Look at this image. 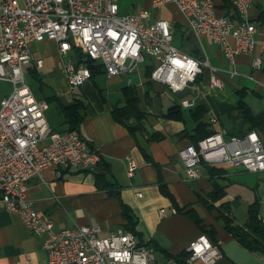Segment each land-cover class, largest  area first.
Returning <instances> with one entry per match:
<instances>
[{
	"label": "crops",
	"instance_id": "obj_1",
	"mask_svg": "<svg viewBox=\"0 0 264 264\" xmlns=\"http://www.w3.org/2000/svg\"><path fill=\"white\" fill-rule=\"evenodd\" d=\"M148 1L156 9L153 16L144 9L134 13L143 12L147 22H153L160 17L167 18L174 31L179 30L181 34L183 30L186 31L187 34L182 36L185 42L188 33L194 34L187 17L175 3L155 6L152 0ZM216 4L219 6V14L234 16L233 10L223 6V0H216ZM128 6L129 1L120 0L121 13H133ZM166 9L171 10V13H166ZM262 11L264 0H253L247 18L257 24L255 50L253 53L239 54L234 66L230 64L220 44L196 38L199 55L208 58L212 66L217 68L222 85L211 84L212 70L207 67L197 82L177 92V95L169 91L168 85L147 75L149 61L141 63L129 73L110 77L102 72L84 84L72 87L65 77L63 64L79 63L76 48H72L69 54L62 55L55 40L43 41L48 59L53 58L60 62L57 70L64 90L55 89L48 95L33 91L38 98L48 100L46 116L51 126L58 130L70 125L66 107L76 101L82 103L83 118L78 129L91 144L98 147L108 165L104 174L113 183L108 187L97 186L96 172L102 169L90 171L50 166L42 175L31 177L28 181L29 198L41 214L54 219L56 230L89 224L99 226L101 235L131 231L128 227L130 219L123 214L124 203L134 214V228L139 237L144 244L154 249L155 264H207L201 259L189 260V244L206 231L203 225L206 228L213 227L214 235L220 242L222 256L212 264H264V252L244 246L225 228L218 218V209L209 208L198 197V193L205 196L213 190L215 179L225 185L227 190L226 195L215 204L220 206L228 202L236 223L244 224L248 220L249 206L256 200L261 203L262 215L264 197H246L241 193H231L228 183H225L241 167L246 169L231 163H204L200 166V176L188 181L179 156L180 149L192 142L191 137L184 132H193L200 121L211 122L209 125L216 130L226 129V136H230L231 122L227 112L236 108L241 91L255 112L264 110V64L260 70L253 67L254 55L262 56L264 60V21L260 19ZM38 44L39 42H34L32 45L33 54L36 58L44 59L43 66L37 67L35 63H29L25 69L27 67L35 78L42 81L40 69L45 68L47 58L38 53ZM187 44V48L194 45L191 41ZM65 56H68V61ZM100 74L105 76L108 86L116 87L118 96L103 95L102 87L97 81ZM128 85L137 88L139 105L147 113L146 129L136 134L126 124L116 120L112 111L116 104L124 103L123 88ZM186 98L194 100L195 104L183 105L182 101ZM197 104L207 107V111L198 120L190 112ZM176 105L183 109L182 116H166L169 109ZM213 116L218 118L217 122L211 121ZM261 133L264 138V132ZM153 134H158L159 138H151ZM129 155L138 164L133 176L127 171L126 157ZM212 166L222 171L211 173ZM162 184L166 185L173 198L164 193ZM138 190L143 192L142 196L137 195ZM115 191H119V194ZM162 208L165 209V216L160 213ZM194 216L200 217L202 224ZM48 260L44 236L34 233L18 212L0 209V264H47Z\"/></svg>",
	"mask_w": 264,
	"mask_h": 264
},
{
	"label": "built area",
	"instance_id": "obj_2",
	"mask_svg": "<svg viewBox=\"0 0 264 264\" xmlns=\"http://www.w3.org/2000/svg\"><path fill=\"white\" fill-rule=\"evenodd\" d=\"M155 6L175 3L185 14L196 38L220 44L230 64L239 54L255 50L257 24L247 18L253 0H231L235 17L219 14L216 0H152ZM167 18L147 22L143 12L121 13L120 0H0V79L13 83L0 101V209L18 212L31 230L44 236L47 264H155L154 249L141 244L132 231L100 234V227L82 224L56 230L54 219L41 214L28 195V181L50 166L94 171L103 161L98 147L78 128L54 129L46 110L48 100L38 98L25 75V66L42 67L44 59L33 54L34 42L47 39L59 44L62 55L72 48L104 65L108 76L122 75L141 63L152 64V79L180 92L205 68H211V84L221 86L217 68L208 58L194 56L173 43ZM262 56L254 55L253 67L262 69ZM63 70L70 86L92 78L91 68L81 61L66 62ZM192 106L195 101L184 99ZM211 121L217 122L213 116ZM217 130L179 151L186 179L200 176L202 164L231 163L249 171L264 170V138L257 129L243 135ZM127 171L138 164L126 157ZM142 196L141 190L137 191ZM176 211V209H174ZM162 216L166 215L161 209ZM264 225V212L261 215ZM189 260L214 263L222 256L220 242L203 232L188 247Z\"/></svg>",
	"mask_w": 264,
	"mask_h": 264
},
{
	"label": "trees",
	"instance_id": "obj_3",
	"mask_svg": "<svg viewBox=\"0 0 264 264\" xmlns=\"http://www.w3.org/2000/svg\"><path fill=\"white\" fill-rule=\"evenodd\" d=\"M224 7H227L230 10H233V14L235 17L236 9L233 6L231 0H223ZM217 10H219V6L217 4ZM219 12V11H218ZM232 14V15H233ZM228 15V14H226ZM230 16V15H229ZM232 17V16H231ZM260 19L264 21V11L260 14ZM179 25V24H178ZM181 27V25H180ZM187 34L185 30H183L182 36ZM193 43L190 48H187V43ZM184 50H187L188 53L194 56L203 57L199 55V47L196 44V37L194 34L188 33L187 42H185V38L182 37V43L179 46ZM79 53V62L84 61L92 70V77L97 75L98 73L105 72L104 65L101 62H97L92 58H83V52L76 48ZM152 64L147 65V75L152 79ZM206 69V68H205ZM204 69V71H205ZM204 71L199 74L196 78V82L203 76ZM125 100L124 103L116 104L113 108V116L116 120L123 122L127 125L129 130L133 133H137L138 131H142L146 129V115L147 113L141 109L139 105V93L135 86L128 85L123 88ZM239 100L235 109L227 112V116L230 118L231 122V130L230 135H243L247 131L252 129H257L260 132H264V110L260 112H255L253 108L248 104L245 99L244 93L241 91L239 93ZM82 103L79 101L73 102L66 107V114L68 115V122L70 123L67 128H79V124L83 118L82 112ZM207 111V107L202 104L195 105V107L191 108L190 112L192 116L198 120L200 119L204 113ZM183 114V109L180 105L173 106L169 109V111L165 114L166 116H174L181 117ZM211 122H202L200 121L193 132L185 131V135H189L192 139V142L197 143L201 138L217 131L212 126H210ZM158 133V132H156ZM158 135V134H157ZM152 135L151 138L157 139L159 136ZM93 145V144H92ZM155 163V162H154ZM98 169H102L101 171L96 172V181L97 186L108 187L113 185L107 176L104 174V170L108 169L107 163L103 160ZM211 173L215 171H222L217 167H210ZM213 190L210 191L205 196L198 193V197L200 200L204 202L209 208L213 209L214 207L218 209V218L223 222L225 228L231 232L244 246L252 250H260L264 252V225L262 223L261 217V203L259 200L254 201L249 206V216L248 220L244 224H238L235 222L232 207L228 202L222 203L220 206H216L215 202L224 197L227 193L226 186L220 184L215 179L213 180ZM114 187V186H113ZM162 189L164 193L172 196L170 191L166 189V185L162 184ZM116 194H119V191H115ZM173 198V196H172ZM123 214L127 218L130 219V224L128 225L129 229L138 236L140 243L144 244L143 240L139 237V233L135 230V217L131 212L130 208L126 204H122ZM196 221L202 224V219L198 216H194ZM207 233L214 242H218V239L214 235L215 229L213 227L206 228V225H203ZM147 245V244H146Z\"/></svg>",
	"mask_w": 264,
	"mask_h": 264
},
{
	"label": "rangeland",
	"instance_id": "obj_4",
	"mask_svg": "<svg viewBox=\"0 0 264 264\" xmlns=\"http://www.w3.org/2000/svg\"><path fill=\"white\" fill-rule=\"evenodd\" d=\"M128 1L130 2V6L128 7H130L133 10V13L139 11L140 9H144L146 10V13H148L149 11V13H151L152 16L155 14L156 9L149 5L148 0H127V2ZM170 11L171 10L166 9V13L169 14L171 13ZM147 16H148V19H150L149 14H147ZM173 32H174L173 43L176 46H180L182 43L181 31L179 30L174 31L173 29ZM38 47H39L38 53L43 54L44 57L47 58L46 60L47 63H46L45 68L40 69V75L42 76V81L35 78L32 72L26 67L25 75H26L27 81L30 83L34 91H39L43 95H48L52 93V91H54L55 89L64 90L59 70H57L58 66L60 67V62L58 60L57 61L54 60L53 58L48 59L43 41L39 42ZM65 60L66 61L69 60L68 56H65ZM141 67H143V65ZM51 69H54V70L50 73ZM97 81L100 87H102L103 95H106V96L107 95L108 96H118L119 95L118 90H116L115 86L113 85L108 86L106 78L103 74L99 75V77L97 78ZM13 87L14 85L11 81L0 79V101L4 96L8 95L12 91ZM170 90L171 89H169V91ZM171 92L173 93V95L179 94L172 90ZM225 183H228L229 185L228 187L231 193H237V194L241 193L243 196L245 195L246 197L252 196V195L258 196V197H264V171H247L241 167L237 172L230 175L225 180Z\"/></svg>",
	"mask_w": 264,
	"mask_h": 264
}]
</instances>
